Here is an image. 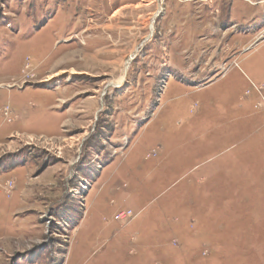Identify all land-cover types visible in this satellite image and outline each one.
Returning a JSON list of instances; mask_svg holds the SVG:
<instances>
[{"label":"rangeland","instance_id":"1","mask_svg":"<svg viewBox=\"0 0 264 264\" xmlns=\"http://www.w3.org/2000/svg\"><path fill=\"white\" fill-rule=\"evenodd\" d=\"M0 264H264V0H0Z\"/></svg>","mask_w":264,"mask_h":264},{"label":"built area","instance_id":"2","mask_svg":"<svg viewBox=\"0 0 264 264\" xmlns=\"http://www.w3.org/2000/svg\"><path fill=\"white\" fill-rule=\"evenodd\" d=\"M127 215L125 212L121 213L120 216H122V218Z\"/></svg>","mask_w":264,"mask_h":264},{"label":"bare ground","instance_id":"3","mask_svg":"<svg viewBox=\"0 0 264 264\" xmlns=\"http://www.w3.org/2000/svg\"><path fill=\"white\" fill-rule=\"evenodd\" d=\"M38 67V66H37ZM123 76H121V78H122ZM119 80H120V78H119Z\"/></svg>","mask_w":264,"mask_h":264}]
</instances>
